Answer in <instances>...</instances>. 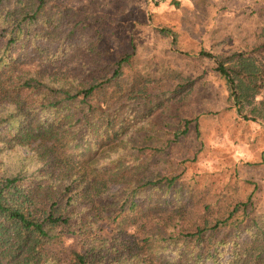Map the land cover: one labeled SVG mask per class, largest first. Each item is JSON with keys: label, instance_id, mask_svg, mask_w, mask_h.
Masks as SVG:
<instances>
[{"label": "trees", "instance_id": "16d2710c", "mask_svg": "<svg viewBox=\"0 0 264 264\" xmlns=\"http://www.w3.org/2000/svg\"><path fill=\"white\" fill-rule=\"evenodd\" d=\"M93 18L86 8L57 0H0V102L8 105L1 103L0 148L31 150L24 157L31 160L28 169L0 174V264H108L119 258L264 264V212L253 217L246 202H228L219 193L207 198V190L188 186L182 175L162 174L151 161V151L158 152L152 147L100 156L158 111L179 110L194 80L139 72L133 55L100 46L102 26ZM35 39L60 47L35 52ZM30 50L35 70L25 69ZM207 55L227 80L237 112L264 120V40L248 50ZM104 173L123 182L107 188ZM153 189L165 200H188H172L168 209L170 201L143 197ZM127 222L133 233L126 232ZM140 230L144 234L137 235ZM65 235L80 246L56 251ZM224 255L229 258L222 263Z\"/></svg>", "mask_w": 264, "mask_h": 264}, {"label": "rangeland", "instance_id": "374dc122", "mask_svg": "<svg viewBox=\"0 0 264 264\" xmlns=\"http://www.w3.org/2000/svg\"><path fill=\"white\" fill-rule=\"evenodd\" d=\"M57 2L72 8H86L90 14L97 15L93 20L94 25L102 26L100 46L112 54L133 55V65L139 72L171 80L172 76L182 74L194 80L193 91L179 110L158 111L140 126L133 127L120 141L102 150L100 156L119 158L136 152L137 148L152 147L158 152L151 151V161L162 174L182 175L188 186L207 190V198L219 193L228 197V202H246L253 217L264 212V120L245 119L237 112L227 80L216 70L215 58L207 55L248 50L263 41L264 0ZM33 45L38 46L35 52H47L44 48H48L54 53L60 47L56 42L40 39H35ZM31 52L26 70L36 68L37 58ZM261 96L263 93L258 98ZM1 103L8 106L6 102ZM185 127L187 132L183 133ZM26 148L8 144L5 149L0 148V174L5 170L13 172L18 166L28 169L31 160L24 157L31 150ZM102 177L107 188H117L122 181L117 175L111 177L104 173ZM143 197H151L156 202L170 201L168 209L172 200L176 204L188 200L184 195L165 200L161 198V191L155 189L145 191ZM126 227V232L135 230L129 222ZM143 232L140 230L137 235ZM71 246L78 248L79 240L65 235L64 242L55 248L61 252L62 248ZM228 258L224 255L220 261L225 263ZM54 262L52 259L50 264ZM108 264L145 262L119 258ZM201 264L215 263L208 260Z\"/></svg>", "mask_w": 264, "mask_h": 264}]
</instances>
